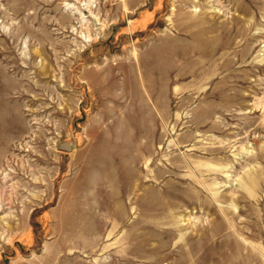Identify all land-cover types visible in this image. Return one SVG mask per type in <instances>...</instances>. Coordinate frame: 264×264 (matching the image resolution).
I'll return each instance as SVG.
<instances>
[{
	"label": "rangeland",
	"instance_id": "obj_1",
	"mask_svg": "<svg viewBox=\"0 0 264 264\" xmlns=\"http://www.w3.org/2000/svg\"><path fill=\"white\" fill-rule=\"evenodd\" d=\"M0 264H264V0H0Z\"/></svg>",
	"mask_w": 264,
	"mask_h": 264
},
{
	"label": "bare ground",
	"instance_id": "obj_2",
	"mask_svg": "<svg viewBox=\"0 0 264 264\" xmlns=\"http://www.w3.org/2000/svg\"><path fill=\"white\" fill-rule=\"evenodd\" d=\"M185 202H186V204L188 206L197 205V199L196 198H193V197L187 198V200Z\"/></svg>",
	"mask_w": 264,
	"mask_h": 264
}]
</instances>
